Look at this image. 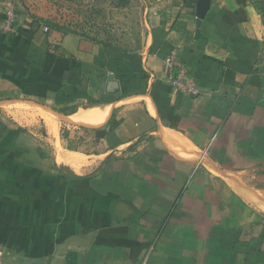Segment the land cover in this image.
I'll use <instances>...</instances> for the list:
<instances>
[{
	"label": "crops",
	"instance_id": "crops-1",
	"mask_svg": "<svg viewBox=\"0 0 264 264\" xmlns=\"http://www.w3.org/2000/svg\"><path fill=\"white\" fill-rule=\"evenodd\" d=\"M250 1L211 0L197 28V0H156L139 38L105 45L0 0V109L57 118L55 145L43 113H0L8 264H264V214L242 194L262 198L244 175H264V10ZM172 53L196 96L169 85ZM110 79L121 94L103 102Z\"/></svg>",
	"mask_w": 264,
	"mask_h": 264
},
{
	"label": "rangeland",
	"instance_id": "rangeland-1",
	"mask_svg": "<svg viewBox=\"0 0 264 264\" xmlns=\"http://www.w3.org/2000/svg\"><path fill=\"white\" fill-rule=\"evenodd\" d=\"M39 11L45 12V17L51 18L57 25H62L69 35L95 36L105 42L127 41L130 37L134 40L139 38V32L143 25V18L146 17L147 9L155 4L156 0H25ZM35 2V3H34ZM120 3H128L127 8L120 7ZM45 10V11H44ZM142 38V36H141ZM130 42V40H129ZM4 106V105H3ZM35 108L17 107L5 104L0 109L3 116L10 123L17 122L28 125L24 118L28 120L30 115L38 118V114L43 111ZM30 114V115H29ZM15 123V122H14ZM17 125V123H15ZM41 131H45L43 124L39 123ZM58 123L60 134L69 131V141L76 140L77 137H86L83 130L73 129L71 126ZM246 181L253 183L259 188L260 195L264 200V175H244ZM259 196V195H258ZM264 214V212H262Z\"/></svg>",
	"mask_w": 264,
	"mask_h": 264
},
{
	"label": "built area",
	"instance_id": "built-area-1",
	"mask_svg": "<svg viewBox=\"0 0 264 264\" xmlns=\"http://www.w3.org/2000/svg\"><path fill=\"white\" fill-rule=\"evenodd\" d=\"M12 14H13V10L12 11L10 10L8 12V15L12 16ZM44 31H47V28H45ZM165 64H166L167 72L169 73V78H168L169 85L172 88L192 97L198 94L194 84L191 82L190 79L186 77L183 69L180 66L176 65L174 53H172L170 56L167 57V59L165 60ZM174 71L178 73V77L176 78L172 76V73H174ZM0 264H8L6 261V252L2 246H0Z\"/></svg>",
	"mask_w": 264,
	"mask_h": 264
},
{
	"label": "trees",
	"instance_id": "trees-1",
	"mask_svg": "<svg viewBox=\"0 0 264 264\" xmlns=\"http://www.w3.org/2000/svg\"><path fill=\"white\" fill-rule=\"evenodd\" d=\"M26 5L28 4L25 0H22ZM62 1H67V0H62ZM123 2V0H121ZM250 1V0H249ZM256 1L257 3V6L260 8V10H264V2L261 1V0H254ZM251 3V1H250ZM128 6V3H120V7L122 8H127ZM37 20H43V19H37ZM46 23L51 26L53 29H56L58 30L59 32H62L64 34H68L66 29L63 28L62 25H57L55 22L53 21H48V20H45ZM81 37H84V38H87L89 40H92V41H95V42H98V43H103L105 45H110V41L108 42H105L103 41L102 39L98 38V37H95V36H88V35H80ZM70 74L72 72V69L70 68ZM12 80V79H10ZM71 84V83H70ZM70 112H74V109ZM64 113H67V111H64ZM86 133H87V130H84ZM12 131L7 129L4 125H2L0 123V151H3L5 147H7V144H9V141H10V138H11V135H12ZM68 135H69V131H66L64 134H62V136L66 139L68 138ZM70 150H74V148H72L70 146L69 148ZM259 190V189H258Z\"/></svg>",
	"mask_w": 264,
	"mask_h": 264
},
{
	"label": "bare ground",
	"instance_id": "bare-ground-1",
	"mask_svg": "<svg viewBox=\"0 0 264 264\" xmlns=\"http://www.w3.org/2000/svg\"><path fill=\"white\" fill-rule=\"evenodd\" d=\"M44 115V119H45V123L47 124L48 130H49V134L52 135V137L54 138V140L56 141L57 145V118L56 116L50 114V113H43ZM90 114V112L88 113V115ZM58 117V116H57ZM61 117V116H60ZM61 119V118H60ZM64 120V118H62ZM67 123L69 124H79L82 122V116L79 114L78 116H73L71 118L65 119ZM176 140V139H175ZM185 148V147H184ZM179 149V148H178ZM188 150V149H187ZM186 151V150H185ZM56 152V151H55ZM58 153V152H57ZM56 153V154H57ZM58 155V154H57ZM60 160L59 156L58 159ZM60 162V161H59ZM209 168V167H208ZM210 169V168H209ZM212 170V169H211ZM213 171V170H212ZM243 187V186H242ZM240 191V190H239ZM243 197L250 202V204H253V206H255V208H259L261 211L264 212V200L258 196L257 194H255L254 192L248 190V189H244V191L242 192ZM246 201V202H247ZM252 206V205H251ZM260 211V212H261Z\"/></svg>",
	"mask_w": 264,
	"mask_h": 264
},
{
	"label": "water",
	"instance_id": "water-1",
	"mask_svg": "<svg viewBox=\"0 0 264 264\" xmlns=\"http://www.w3.org/2000/svg\"><path fill=\"white\" fill-rule=\"evenodd\" d=\"M211 0H197L195 5V18L196 27L199 28L202 20L206 16L210 8ZM121 94L120 83L118 80L110 79L106 82L104 87V94L101 97V101L109 102L116 99Z\"/></svg>",
	"mask_w": 264,
	"mask_h": 264
}]
</instances>
